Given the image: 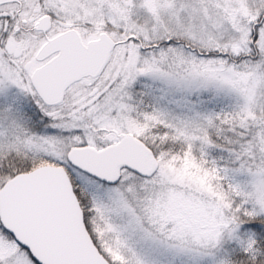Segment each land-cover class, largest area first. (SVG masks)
<instances>
[{
    "label": "snow or ice",
    "instance_id": "1",
    "mask_svg": "<svg viewBox=\"0 0 264 264\" xmlns=\"http://www.w3.org/2000/svg\"><path fill=\"white\" fill-rule=\"evenodd\" d=\"M0 264H264V0H0Z\"/></svg>",
    "mask_w": 264,
    "mask_h": 264
}]
</instances>
